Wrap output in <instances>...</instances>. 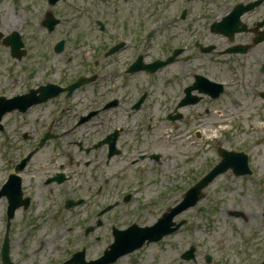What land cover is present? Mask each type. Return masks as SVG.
<instances>
[{
  "label": "rangeland",
  "instance_id": "obj_1",
  "mask_svg": "<svg viewBox=\"0 0 264 264\" xmlns=\"http://www.w3.org/2000/svg\"><path fill=\"white\" fill-rule=\"evenodd\" d=\"M213 1L197 0L186 4L183 0H119L118 3L70 0L53 10L62 24L52 38L56 40L63 34L69 36L67 49L58 54L46 45L49 34L39 26L40 18L44 19L49 10L46 2L0 0L3 36L10 34L2 23L7 30L16 31L22 21L28 20V29L40 35L37 40H26L36 50H32L31 56L21 63L12 60L7 49L0 47V66L6 71V75L0 78V89L6 90V96L18 95L16 88L11 90L7 86L12 66L23 68L24 63L28 64L38 55L45 59L42 66L32 65L40 67L35 79L27 83L28 74L19 75L25 89L27 85L36 87L46 83L43 78L47 77L65 86L81 71L92 72L93 61L98 59L95 72L100 70L101 78L76 93V113L101 108L113 91L125 99V106L144 91L148 93L141 111L134 112L129 118L126 113L121 117V153L112 159V164L115 163L113 169L102 162V171L94 174L83 165L68 164L70 180L65 184L70 191L54 184L45 187L44 181L51 175L45 170L39 169L34 174L29 186L36 193L35 206L26 212L19 210L11 229L10 248L14 264H61L84 247L87 258L102 256L113 240V226L120 230L133 224L154 226L168 208H174L182 201L187 189L219 163V148L247 153L253 175L235 178L227 172L218 177L207 188V197L197 206L204 208L205 212L196 207L182 213L175 221L186 224L177 233L163 242L149 245L135 256L121 258L118 264H208L206 259L209 256L213 258L210 264L263 263L264 99L260 95L264 94V43L243 55L227 54L235 45L250 44L252 36L237 35L235 42L231 43L227 38L213 34L211 26L225 14ZM185 8L187 16L182 19ZM98 15L109 32L117 30L119 35H102L95 22ZM151 31L153 36L147 43ZM119 36H128L131 44L115 58L105 59V52ZM209 47H214V51L202 52ZM176 49L183 50L181 57L154 76L145 72L131 76L126 72L140 55L144 56L145 64H151L165 61ZM198 74L225 83V93L217 100L204 97L197 105L177 108L184 97L183 89L193 84ZM105 94L108 95L104 97ZM60 104V100L50 102L34 110L32 117H41L44 125L51 108ZM107 112L100 114L94 122L109 123L112 114L109 116ZM218 113L224 120L217 116ZM68 114L58 120L60 130L65 128L62 124L68 121ZM177 114L182 119L168 120L170 115L175 117ZM116 122L113 120L111 124L114 126ZM96 128L100 129L98 125ZM88 130L91 132L92 127ZM198 132L202 133L200 139L196 137ZM227 134L233 136L232 142H228ZM101 137L102 134L97 139ZM168 141H173L175 146ZM76 151L64 142L59 150L45 148L46 157H41H45L42 161H48L49 156L56 155L58 163L68 161L69 156L78 161ZM94 153L100 154L101 160L106 159L102 148L91 155ZM166 154L175 160L164 158ZM140 155L144 156L143 159L129 166L130 161ZM153 156L158 160L152 159ZM85 159L87 157L80 161ZM4 160L0 151V180L6 173ZM104 178L108 182L105 190L99 193L98 185ZM4 185L0 183V191ZM50 188L55 190L58 198L55 205L48 193ZM128 190L132 196L125 203L123 197ZM81 195L84 204L66 209L67 201H77ZM118 200L120 203L109 213L98 216L103 207ZM5 212L6 208L0 205V249L4 242ZM88 227L93 232L85 236ZM191 247H195V263L182 260V255Z\"/></svg>",
  "mask_w": 264,
  "mask_h": 264
},
{
  "label": "flooded vegetation",
  "instance_id": "obj_2",
  "mask_svg": "<svg viewBox=\"0 0 264 264\" xmlns=\"http://www.w3.org/2000/svg\"><path fill=\"white\" fill-rule=\"evenodd\" d=\"M48 3L50 0H47ZM61 1V0H60ZM59 1V2H60ZM187 2H191L194 0H184ZM58 2V3H59ZM57 3V4H58ZM55 4V5H57ZM243 4L245 6L249 5H256L252 12H249L245 15V19L248 18L246 25L250 29L251 33H247L246 35H252L250 37L251 42L254 41L256 34L255 30L259 27L260 24L264 23V0H229L228 4L221 2V6L225 7V11H233L234 8L239 5ZM50 5V4H49ZM55 5H50V9L54 10ZM54 6V7H51ZM230 8V9H229ZM250 19H253L252 21ZM250 35V36H251ZM7 39V40H6ZM9 37L3 36L0 31V46H9L8 40ZM6 41V42H5ZM4 46V47H5ZM5 47L9 53V48ZM11 55V53H10ZM20 79H14L8 83L9 89L13 90L17 86V83H20ZM85 116L79 117L77 121H75V117L71 115L68 119L69 128L63 134H59L57 131L54 130L55 123L52 120L48 121V127H44L41 124V117H31V113L25 116L16 115L13 120L4 122V128H2V132L5 137L10 140H18L19 142H27L20 150V153L17 155V159L14 161L16 164L23 162L31 153L30 151H34L33 156L31 157L27 164L25 165L24 169L21 172L22 181L29 180V177L33 173H37L39 169L45 170L47 173L51 175L48 176L47 180L44 181V186H48L50 184H55L58 187L64 186L65 183L69 178V172L67 171V165H72L77 163L79 166L83 165L85 169H90L93 171L94 174H97L102 171V162L100 154L94 153L91 155V152L99 151L101 148L104 150V155H106L107 163H110L112 159L117 156H111V147L107 140L110 136L116 131V129L108 130V127L104 125L103 128L96 129L94 134L91 135L88 132L83 134V131L80 130L82 125H79V120ZM95 125L94 127H96ZM98 126H101L98 124ZM121 133V132H120ZM120 133L117 139L116 151L117 153L120 151L119 140H120ZM102 134V137L97 139L98 136ZM58 141L65 142L69 147L73 146L76 151V156L78 161H75L74 157H68V161L63 160L61 163H58V158L56 155L49 156L48 161H42L45 159L46 154H36L39 150L38 147L44 142V145H48L50 142L57 143ZM111 143V141H110ZM34 146V148H30ZM61 146L58 148V150ZM45 156V157H41ZM67 157V155H66ZM83 157H87L83 162L80 160ZM17 166V165H16ZM53 170V171H52ZM54 180L60 181V183L55 182Z\"/></svg>",
  "mask_w": 264,
  "mask_h": 264
},
{
  "label": "water",
  "instance_id": "obj_3",
  "mask_svg": "<svg viewBox=\"0 0 264 264\" xmlns=\"http://www.w3.org/2000/svg\"><path fill=\"white\" fill-rule=\"evenodd\" d=\"M239 24V23H236V25ZM236 32V30L234 31ZM233 32V33H234ZM237 32H240L239 30ZM226 34V33H225ZM228 159V158H226ZM231 158H229L228 160H230ZM220 170H215L208 178H207V181H210L214 178V176L216 174H219L217 172H219ZM201 189V186L200 187H197V189L195 188L194 191H197ZM175 214V213H174ZM174 214L171 215V217H167V219L171 220V218L174 216ZM165 226H166V220H161L159 222V224L152 228V229H149V230H144V231H136V230H131V231H127L125 232L124 234H121L118 236V238H121L123 239V237H128L132 242L137 240L139 234L138 233H142L141 234V237L142 239L140 240V243H139V246L143 245V243L145 242V240H147V238H149L150 240H154V238H161L162 236L164 235H167V234H170L171 232H173V230L170 229V227L172 226V224L170 223L168 225V227L165 229ZM116 246L113 247V249H115ZM134 249V248H133ZM132 249V250H133Z\"/></svg>",
  "mask_w": 264,
  "mask_h": 264
},
{
  "label": "bare ground",
  "instance_id": "obj_4",
  "mask_svg": "<svg viewBox=\"0 0 264 264\" xmlns=\"http://www.w3.org/2000/svg\"><path fill=\"white\" fill-rule=\"evenodd\" d=\"M218 115H222V114H221V113H218ZM221 117H222V116H221ZM215 139H216V137H215ZM168 143H169V144H171V145H172V147H174V146H175V144H174V142H173V141H172V142H171V141H168ZM164 158H166V159H167V158H168V159H171L172 161H173V160H175V159H174V157H172V156H169L168 154H166ZM248 218H249V216H248Z\"/></svg>",
  "mask_w": 264,
  "mask_h": 264
}]
</instances>
